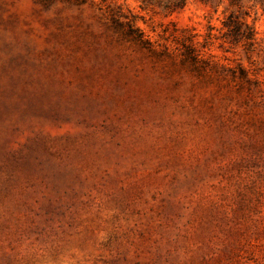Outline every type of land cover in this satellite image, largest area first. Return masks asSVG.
Listing matches in <instances>:
<instances>
[{
    "label": "rangeland",
    "instance_id": "374dc122",
    "mask_svg": "<svg viewBox=\"0 0 264 264\" xmlns=\"http://www.w3.org/2000/svg\"><path fill=\"white\" fill-rule=\"evenodd\" d=\"M0 264H264V0H0Z\"/></svg>",
    "mask_w": 264,
    "mask_h": 264
}]
</instances>
